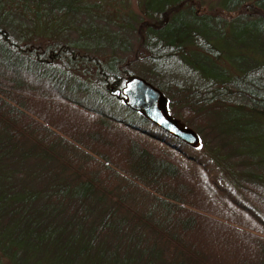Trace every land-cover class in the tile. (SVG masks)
I'll return each mask as SVG.
<instances>
[{"label": "trees", "instance_id": "16d2710c", "mask_svg": "<svg viewBox=\"0 0 264 264\" xmlns=\"http://www.w3.org/2000/svg\"><path fill=\"white\" fill-rule=\"evenodd\" d=\"M142 4L135 70L119 55L80 51L78 40L22 43L0 25V264H264V180L233 185L200 145L110 91L140 73L191 125L233 105L264 115L261 62L201 83L160 81L161 57H189L186 42L207 43L170 32L181 15L219 28L234 10L232 22L264 41V0H219L200 14L191 0Z\"/></svg>", "mask_w": 264, "mask_h": 264}, {"label": "rangeland", "instance_id": "374dc122", "mask_svg": "<svg viewBox=\"0 0 264 264\" xmlns=\"http://www.w3.org/2000/svg\"><path fill=\"white\" fill-rule=\"evenodd\" d=\"M191 2L199 14L210 8L220 9L217 5L219 0ZM142 3L143 0H0V25L22 43L51 42L55 39L72 43L78 40L83 44L78 47L80 51L88 50L103 61L119 55L131 62V68L135 70L137 68H133V63L142 62L140 54L143 48L138 25L139 20L145 19ZM223 13L229 23L223 25L221 20L219 28L207 27L204 19L181 15L180 24L170 32L178 34L183 41H188L197 33L207 43L202 48L192 41L186 42L184 47L190 51L189 57L182 54L181 59L169 55L161 57L162 83L173 80L174 83L190 84L201 83L211 77L221 79L248 69L255 62H261L256 72L264 79L263 38L255 29L246 27L243 20L232 22L237 11ZM166 18L168 22L171 16L166 14L163 20ZM74 66L82 72L89 67L79 62ZM221 69H226V74H220ZM79 74L88 76L87 72ZM164 95L168 98L165 92ZM166 109L181 125L196 130L201 141L199 152L211 159L215 170L225 180L236 186L240 179L249 177L264 180V115L246 107L227 106L216 113L208 111L210 118L197 127L187 123L175 104L169 106L167 103ZM25 254L37 263H43L44 259L49 262L51 258L47 252Z\"/></svg>", "mask_w": 264, "mask_h": 264}, {"label": "water", "instance_id": "95a60500", "mask_svg": "<svg viewBox=\"0 0 264 264\" xmlns=\"http://www.w3.org/2000/svg\"><path fill=\"white\" fill-rule=\"evenodd\" d=\"M167 18L165 19V23ZM112 95L123 97L126 105L141 111L144 116L159 127L164 128L178 139L191 146L200 145V137L196 130L181 125L166 109L167 99L163 90L146 80L142 75H130L121 87L118 82L110 86Z\"/></svg>", "mask_w": 264, "mask_h": 264}]
</instances>
